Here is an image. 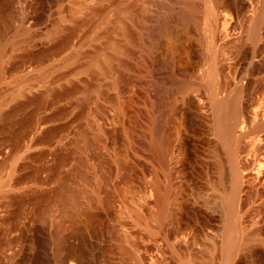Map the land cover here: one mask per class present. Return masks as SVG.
Here are the masks:
<instances>
[{
	"label": "rangeland",
	"instance_id": "rangeland-1",
	"mask_svg": "<svg viewBox=\"0 0 264 264\" xmlns=\"http://www.w3.org/2000/svg\"><path fill=\"white\" fill-rule=\"evenodd\" d=\"M181 1L0 0V178L15 169L0 264H61L71 246L82 264H264V0H217L241 17L203 15L180 63L159 35L154 67L148 28L177 29ZM219 99L227 122L248 106L233 140Z\"/></svg>",
	"mask_w": 264,
	"mask_h": 264
},
{
	"label": "bare ground",
	"instance_id": "bare-ground-1",
	"mask_svg": "<svg viewBox=\"0 0 264 264\" xmlns=\"http://www.w3.org/2000/svg\"><path fill=\"white\" fill-rule=\"evenodd\" d=\"M203 2L205 3V0H203ZM181 3L182 4L180 5V8H179L180 22L178 24L179 27L177 29L175 27H173L170 24V21L168 19H166V18L158 20L156 25L150 26L148 28L149 33H150V37L147 38V41L144 44V51H145V54L151 59L152 65L154 67H156L157 65H159L160 63L163 62V61L160 60V58L158 56V52H159L158 51V48H159V45H160V43L158 42V38H159L158 36L159 35L161 36V38H163V37L172 38V43L169 42V41H167L165 43V46H166V49H165L166 59H169V61L171 60L174 63H180L181 62V54L188 53V51H189V48L188 47L189 46L186 45L185 43L176 44V40L189 39L191 37V35L193 34L192 25L193 24H200V22L202 20L201 18H202L203 15H207V14L210 15V14H212V15L217 16L218 19H221L222 17L225 18V17H228V16L229 17H235V18L241 17V10H240V8H238L236 6L233 9V8H231L229 6H226V3L225 4L217 3V0H213V3H214L213 7H210L207 4H205L204 6H202L201 4H198L195 0H182ZM219 22H220V20H219ZM120 27L122 29V25H120ZM112 45H113V49L115 51H117L118 46L116 45V43H112ZM263 48H264V42L262 44H260V45L257 46L256 51H260ZM3 50H4L3 48H0V58H2V56H3ZM108 57L109 56H107V55H104L103 56L104 62H107ZM247 57H248L247 54H243V56H242L243 61H246L247 60ZM187 59H188L187 57H183L182 61L183 60L186 61ZM5 68H6V66L4 67V64L1 63V65H0V76L1 75L2 76L4 75V72L6 70ZM192 70H195V69L192 68ZM155 71H157V70H155ZM152 72H154V69H153ZM0 79H2V77ZM20 80H22V82H23L24 79H20ZM25 80H27V79L25 78ZM178 82L179 81H177L176 84ZM28 84L29 83H27V81H25V83L22 84L23 85V88L30 87V84L29 85ZM177 86H178V88H180V89L183 90L187 86V83L184 82V81H182V82H179ZM155 87H157V89ZM154 88L156 90H158L160 88V86L157 85V86H154ZM27 90H29V89H27ZM166 91H168V89ZM164 98H166V97H164ZM188 100H190V99H188ZM188 102H190V101H188ZM224 102L221 99H219L215 103L216 104L215 107H216L217 113H218L217 116L219 117V118L217 117L219 119L218 128H219V130L222 133L225 134V136H226V138L228 140L229 139L230 140H233V139H235V137H239L243 133V132L238 133L239 132V130H238L239 127L238 126L243 121L244 112L247 111L248 106L242 107L240 110H234L231 113L233 115L232 120L229 121V122H227L226 121V116H227V113L229 114V112L223 113L224 111L221 109ZM228 109H230V107ZM153 111H154V115H153V118H152L153 119L152 120V129L153 130L155 129V131H154L155 132V135L153 137V144L157 147V149L159 150V152L161 154H163L164 152L167 153L168 151H170V141L171 140L169 138V135H168L167 130L164 128V126L161 127V124H160L162 122V119L163 118L165 119L166 112L161 108V102H160V100H159L158 97H156V99H154V102H153ZM259 115L262 116L263 113H259L258 116ZM261 124H264V121L261 122ZM37 128H36L37 130H39V131L42 132V126L38 125ZM43 130H44V128H43ZM39 131H37V132H39ZM32 139L34 140V138H32ZM33 140H32V142H33ZM29 142L30 141H28L27 143H29ZM28 145H30V144H28ZM11 170H10V172H8V174L5 177H1L0 178V189L1 188L4 189L5 187L8 188L9 185L12 184L11 181H12L13 173L15 171L14 167ZM14 177H15V175H14ZM236 177H237V179L241 178V175H240L239 172H236ZM164 211L165 210L163 209L162 214H161V217L162 218H163ZM0 216L2 218V215H0ZM166 226L167 225H165L164 228H166ZM230 251H231V248L228 247V254H230ZM80 254L81 253H79V251L75 247H73V246L69 247L67 249V251H66L65 258L62 260V263L61 264H66V262H69V264H82Z\"/></svg>",
	"mask_w": 264,
	"mask_h": 264
}]
</instances>
